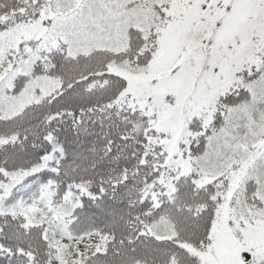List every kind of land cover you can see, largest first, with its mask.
<instances>
[{"label": "snow or ice", "instance_id": "6c2138e0", "mask_svg": "<svg viewBox=\"0 0 264 264\" xmlns=\"http://www.w3.org/2000/svg\"><path fill=\"white\" fill-rule=\"evenodd\" d=\"M0 264H264V0H0Z\"/></svg>", "mask_w": 264, "mask_h": 264}]
</instances>
